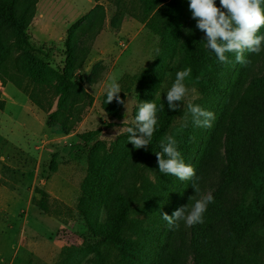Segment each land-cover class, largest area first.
Returning a JSON list of instances; mask_svg holds the SVG:
<instances>
[{"label": "trees", "instance_id": "1", "mask_svg": "<svg viewBox=\"0 0 264 264\" xmlns=\"http://www.w3.org/2000/svg\"><path fill=\"white\" fill-rule=\"evenodd\" d=\"M37 1L0 0V75L46 114L47 127H59L65 135L75 133L89 149L88 173L93 177L106 167L120 140L129 135L118 136L114 143L101 138L122 119L123 105L106 103V99L100 108L107 121L93 131L77 132L94 98L76 74L105 29L108 11L111 30L118 32L123 20L130 18L169 44L168 68L158 79L156 97L147 100L165 104L150 146L147 150L133 147L118 181L104 192L83 190V199L91 201L94 195L99 207L94 221L87 215L84 218V226L95 240H85L79 249L85 256H93L89 264H185L188 253L192 264H264V51L258 55L245 52L247 64L236 62L233 54H228L229 63H220L206 48L204 33L196 29L188 0H95L94 7L66 30L60 68L43 67L54 74V84L47 76L28 74L24 67L33 56L23 44ZM216 3L219 6V0ZM259 34L264 35V27ZM259 59L262 69L253 75ZM188 67L192 70L189 86L204 93L207 110L216 104L209 110L215 119L207 131L193 125L181 135L174 123L182 106L168 110L164 94L176 72ZM103 71V67H94L84 83L96 84ZM225 91L230 95L223 98ZM134 119L135 115L128 127L134 126ZM169 135L175 137L185 163L195 168L198 177H205L211 165L218 172V184L211 193L214 202L208 205L204 223L189 227L186 240L183 221L176 230L162 218V212L171 215L194 193L191 181L158 170L155 153L162 151L160 141ZM221 146L223 154L219 153ZM233 191L240 196L239 203L232 202Z\"/></svg>", "mask_w": 264, "mask_h": 264}, {"label": "rangeland", "instance_id": "2", "mask_svg": "<svg viewBox=\"0 0 264 264\" xmlns=\"http://www.w3.org/2000/svg\"><path fill=\"white\" fill-rule=\"evenodd\" d=\"M95 4V0L37 1L35 15L25 31L23 44L33 54L24 64L28 74L38 75L40 78L47 76L55 84L54 74L43 67L50 65L53 69L60 68L64 59L63 39L66 30ZM99 4L109 10L104 1ZM178 10L180 15L181 8ZM109 18L108 11L105 29L96 37L97 41L93 42L85 64L76 74L86 91L94 98V103L83 116L77 132L93 131L107 121L100 104L106 99L105 85L109 82L108 78L115 75L121 87L119 96L126 100V108L123 106L121 110L119 125L106 130L101 136L107 142L114 143L118 136L127 132L128 125L133 123L139 104L156 97L158 79L166 73L169 65V44L166 38H159L130 18L123 20L118 32L111 30L108 27ZM261 60L255 64L253 75L262 69ZM96 66L103 67L104 71L100 80L89 86L84 83L83 78L88 77ZM194 88L197 94L194 102L207 109L209 105L206 106L204 93ZM229 95L230 91H225L223 98ZM111 103L117 102L114 100ZM212 106L209 110L216 107V104ZM183 113L182 105V113L174 123L177 133L181 135H185L193 126L190 120L187 127L183 126ZM46 117L27 96L0 75V157L5 159L0 160V264L92 263L93 256H85L79 249L85 240L95 241L84 226V218L87 215L91 221L96 219L98 198L92 195L93 200H84L83 190L91 193L98 189V193H102L108 186L116 183L126 156L133 149V145L128 143V135L122 138L119 149L111 154L106 167L97 177H93L88 173L89 149L76 139L75 133L66 137L59 127H47ZM47 138H51V141L43 145L45 151L40 160L36 157L34 148ZM18 149L31 156L35 155L34 161L21 159L25 166L33 164L32 167H26L27 171L15 168ZM219 153L223 154L222 146ZM36 164V172H29L28 169H35ZM216 171L214 165L209 166L205 177L202 176L199 182L200 193L195 195L194 192L191 195H195L194 199H188L189 208L201 195L214 191L218 184ZM41 182H45L43 197L37 206L31 207L29 189L34 183L41 186ZM231 200L233 203L240 202L236 191L231 194ZM21 211L30 213L28 218L24 219L22 214L18 216ZM137 217L143 218L144 215L137 213ZM189 227L182 223L184 240L189 236ZM185 258V264H192L190 253Z\"/></svg>", "mask_w": 264, "mask_h": 264}, {"label": "clouds", "instance_id": "3", "mask_svg": "<svg viewBox=\"0 0 264 264\" xmlns=\"http://www.w3.org/2000/svg\"><path fill=\"white\" fill-rule=\"evenodd\" d=\"M191 19L195 20V27L204 33L205 46L213 52L220 63H229L228 54L235 56V61L241 64L250 63L244 53L260 54L264 51V35L259 34L264 27V0H188ZM186 29L185 31H189ZM190 67L176 72L175 79L164 94L170 111H177L184 107L183 126L187 127L189 120L198 128L211 127L215 119L214 113L194 102L196 89L187 82L191 77ZM105 85L106 103L114 100L126 108V100L121 99V87L118 77L112 75ZM165 104L154 100L143 101L138 106L134 126L127 128L128 143L137 150L148 149L159 123L158 114L163 112ZM162 151L156 152L158 170L164 175L175 176L181 181H191L195 195L200 193L195 168L186 164L179 150L175 137L169 135L160 141ZM195 195L188 199H194ZM214 202L209 193L201 195L189 208L188 204L180 206L171 215L162 212V218L171 228L180 227V221L186 226L204 223V214L208 205Z\"/></svg>", "mask_w": 264, "mask_h": 264}, {"label": "crops", "instance_id": "4", "mask_svg": "<svg viewBox=\"0 0 264 264\" xmlns=\"http://www.w3.org/2000/svg\"><path fill=\"white\" fill-rule=\"evenodd\" d=\"M101 34H99V36H100ZM99 36H97V37H99ZM97 39V38H96ZM95 41H97V40H95ZM73 134H69V135H66V137H70V136H72ZM61 139H67V138H61ZM51 141V138H47V140H45V141H40V142H42V144L41 145H37V146H35V148H34V150L36 151V153H35V155H36V157L38 156V158H40V160H41V158L44 156V154L42 153V152H44L45 150H44V146L43 145H45L46 143H49ZM38 149H39V151H38ZM18 152L16 153V156H15V159H16V161H15V168L18 170V169H20V170H24V171H27V169H26V167H32V165L33 164H28V166L26 165H24V162L22 161L21 162V159H23V158H27V159H30V160H32L33 159V157L35 156V155H30V153H27V152H25V151H22V150H20V149H18L17 150ZM0 160L1 161H3V160H5L3 157H0ZM35 159H33V161H34ZM36 168H38V166H37V164H36V167H35V169H28V171L29 172H36ZM23 172V171H22ZM40 185L41 186H37L35 183L32 185V187H30V189H29V205L31 206V207H35V206H37L38 205V203H39V201H40V199H42V197H43V185H45V182H41L40 183ZM48 192H50L49 190H48ZM38 193H40V194H38ZM37 196H39L40 198L39 199H37L38 197ZM23 215L24 217V219H26V218H28V215L30 214V213H26V211H21L20 212V214L18 213L17 215L18 216H20V215ZM24 233H22V235H23ZM24 237V236H23Z\"/></svg>", "mask_w": 264, "mask_h": 264}]
</instances>
